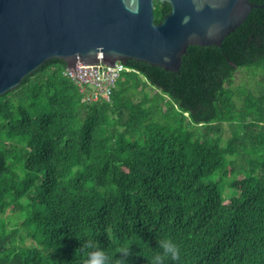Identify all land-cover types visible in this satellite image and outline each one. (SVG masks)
<instances>
[{
  "label": "trees",
  "instance_id": "1",
  "mask_svg": "<svg viewBox=\"0 0 264 264\" xmlns=\"http://www.w3.org/2000/svg\"><path fill=\"white\" fill-rule=\"evenodd\" d=\"M125 63L110 102L59 58L0 96V264H84L89 239L149 264L163 238L165 264H264V6L177 72Z\"/></svg>",
  "mask_w": 264,
  "mask_h": 264
},
{
  "label": "water",
  "instance_id": "2",
  "mask_svg": "<svg viewBox=\"0 0 264 264\" xmlns=\"http://www.w3.org/2000/svg\"><path fill=\"white\" fill-rule=\"evenodd\" d=\"M155 1L170 11L156 23ZM251 0H0V96L46 61L97 68L135 59L179 71L190 45L221 46Z\"/></svg>",
  "mask_w": 264,
  "mask_h": 264
},
{
  "label": "built area",
  "instance_id": "3",
  "mask_svg": "<svg viewBox=\"0 0 264 264\" xmlns=\"http://www.w3.org/2000/svg\"><path fill=\"white\" fill-rule=\"evenodd\" d=\"M128 71L134 69L123 61H116L114 67L99 62L93 69L79 61L75 68L66 67L64 74L77 85L84 102H110L119 80Z\"/></svg>",
  "mask_w": 264,
  "mask_h": 264
},
{
  "label": "clouds",
  "instance_id": "4",
  "mask_svg": "<svg viewBox=\"0 0 264 264\" xmlns=\"http://www.w3.org/2000/svg\"><path fill=\"white\" fill-rule=\"evenodd\" d=\"M157 244L160 251L152 257L149 264H165L166 260H180L181 249L171 238L160 239ZM81 249L86 254L84 264H128V258L132 255L129 247L122 246L118 249L119 258L110 257L99 248L98 242L91 239L84 242Z\"/></svg>",
  "mask_w": 264,
  "mask_h": 264
},
{
  "label": "rangeland",
  "instance_id": "5",
  "mask_svg": "<svg viewBox=\"0 0 264 264\" xmlns=\"http://www.w3.org/2000/svg\"><path fill=\"white\" fill-rule=\"evenodd\" d=\"M145 90H146L150 95L154 94V93L157 91V89H155V88H153V87H151V86H149V85H147V86L145 87ZM226 134L229 135V134H230L229 131H228ZM231 192L236 193L235 191H232L231 189L227 188L226 191H225V194L228 195V193H231ZM21 202H22V203H26L25 200H22ZM10 211H11V210L9 209L7 213H9ZM15 220L18 221V219H15ZM26 242H27V243H30L31 240H30V239H26Z\"/></svg>",
  "mask_w": 264,
  "mask_h": 264
}]
</instances>
